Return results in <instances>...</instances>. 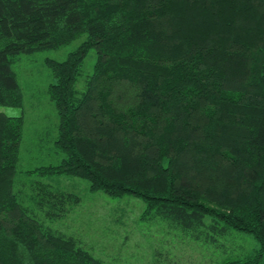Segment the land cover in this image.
I'll return each instance as SVG.
<instances>
[{
    "label": "trees",
    "instance_id": "obj_1",
    "mask_svg": "<svg viewBox=\"0 0 264 264\" xmlns=\"http://www.w3.org/2000/svg\"><path fill=\"white\" fill-rule=\"evenodd\" d=\"M81 35L65 60L47 61L63 159L25 173L137 197L142 218L195 240L251 234L257 250L218 264H261L264 0H0V106L22 107L11 69L20 55ZM22 131V116L0 112V264H106L38 219L66 215L78 198L38 181L33 207L20 201Z\"/></svg>",
    "mask_w": 264,
    "mask_h": 264
},
{
    "label": "rangeland",
    "instance_id": "obj_2",
    "mask_svg": "<svg viewBox=\"0 0 264 264\" xmlns=\"http://www.w3.org/2000/svg\"><path fill=\"white\" fill-rule=\"evenodd\" d=\"M84 37L77 36L55 49L20 55L11 65L21 89L22 107L0 106V112L23 117L16 168L17 179L23 184L16 181L13 186L20 201L33 207L29 200L30 184L38 181L78 198L77 202L69 204L66 215L54 220L38 219L74 237L82 248L106 264H218L257 250L258 242L248 233L232 231L229 236L219 238L215 245L195 240L170 228L161 218H142L145 204L137 197L114 198L101 191H90L86 180L73 176L41 178L25 173L35 167L57 165L63 159L64 155L54 146L58 117L47 90L55 80L47 61L65 60ZM95 59V51L91 49L80 70L78 89L92 73ZM261 264H264V256Z\"/></svg>",
    "mask_w": 264,
    "mask_h": 264
}]
</instances>
